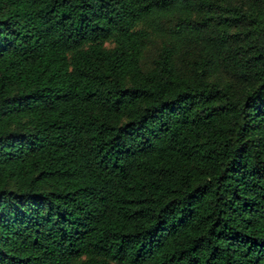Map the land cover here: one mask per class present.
Listing matches in <instances>:
<instances>
[{
  "label": "trees",
  "instance_id": "16d2710c",
  "mask_svg": "<svg viewBox=\"0 0 264 264\" xmlns=\"http://www.w3.org/2000/svg\"><path fill=\"white\" fill-rule=\"evenodd\" d=\"M0 264H264V0H0Z\"/></svg>",
  "mask_w": 264,
  "mask_h": 264
},
{
  "label": "rangeland",
  "instance_id": "374dc122",
  "mask_svg": "<svg viewBox=\"0 0 264 264\" xmlns=\"http://www.w3.org/2000/svg\"><path fill=\"white\" fill-rule=\"evenodd\" d=\"M165 26H166V30H168V25H165ZM159 45H160V41L156 39V41L153 42V45L151 46L150 50L152 52H156Z\"/></svg>",
  "mask_w": 264,
  "mask_h": 264
}]
</instances>
